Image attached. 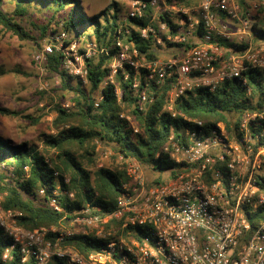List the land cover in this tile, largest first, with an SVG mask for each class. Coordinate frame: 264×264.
<instances>
[{
    "label": "built area",
    "instance_id": "1",
    "mask_svg": "<svg viewBox=\"0 0 264 264\" xmlns=\"http://www.w3.org/2000/svg\"><path fill=\"white\" fill-rule=\"evenodd\" d=\"M148 8V23L120 24L111 46L100 45L94 37H68L58 31L32 59L42 70L48 55L59 52L61 68L86 82L87 61L110 56L101 87L113 85L118 97L120 70L143 110L154 100L151 87L167 86L164 109L171 117L178 115L175 105L188 92L198 88L213 92L236 79L246 106L240 119L205 128L202 120L179 114L190 126L178 136L171 133L163 151L183 165L163 182H151L137 159L117 153L128 180L121 184L111 211L102 212L88 202L67 212L57 197L59 186L47 195L39 189L48 208L61 214L59 226L27 229L17 224L20 212L2 207L0 192V227L12 241L5 259L16 248L21 262L32 259L35 264H50L53 258L64 264H264V38L252 42V25L264 20V0H250L241 7L235 0H199L192 6L130 0L127 21L142 18ZM165 14L171 25L163 19ZM222 16L234 22L233 43L244 48L219 44L218 39L230 35L217 24ZM132 29L149 39L153 49L168 43L188 46L148 59L126 39ZM119 116L133 133L139 132L129 116L123 112ZM64 194L73 197L71 192ZM75 235L90 236L97 246L83 253L66 242Z\"/></svg>",
    "mask_w": 264,
    "mask_h": 264
},
{
    "label": "trees",
    "instance_id": "2",
    "mask_svg": "<svg viewBox=\"0 0 264 264\" xmlns=\"http://www.w3.org/2000/svg\"><path fill=\"white\" fill-rule=\"evenodd\" d=\"M2 1L0 0V29L10 32L19 40H32L37 43V38L16 19L24 16L27 5L34 1L51 7L55 13L66 12V19L63 21L66 30L83 28L91 23L93 30L88 35L94 37L100 45H113L116 29L120 27L116 21V13L112 14L111 20L105 17L104 22L101 23L99 14L87 15L83 12L79 0H11L14 3L12 14L2 9ZM169 2H177V0H169ZM240 2L243 4L244 1L240 0ZM150 12L148 8L142 18L130 20L131 24L145 26L149 21ZM163 19L171 25L170 18L166 14L163 15ZM47 28V26L41 27L42 37L46 36ZM252 28L255 38H264L263 23L258 21L252 25ZM84 35L86 32L75 37L80 38ZM126 39L131 40L138 52L145 54L148 59L157 57L150 40L140 38L133 29ZM217 41L227 48L242 49L246 46H237L227 40ZM167 46L176 47L181 51L184 46H188V43H168ZM109 60L110 56L103 54L87 61L89 89H85L81 79L67 74L61 68L59 52L48 55L44 67L49 73H55L60 77L62 89L73 93L71 100L74 102V107L70 111L60 105L56 107V117L52 123L56 133L44 136L43 148L39 149L37 145L24 140L13 143L0 135V167L2 164L12 166L11 178L0 172V192L4 194L2 207L20 212L17 224L24 228H50L57 226L60 221L61 214L48 208L44 201L45 196L42 199L37 198L39 189H44L47 195L59 186L57 197L67 212L78 210L88 202L98 205L102 212L115 208L121 184L128 180L123 169L124 163L112 168L99 167L91 170L90 167L95 166L97 161L94 150L95 140L112 145L123 157H133L158 174L169 172L170 178L183 164H177L170 159L168 153L163 151V147L171 133L178 136L190 126L179 114L198 118L203 121L205 128H209L220 121L227 125L232 121H238L246 108L244 90L236 79H232L222 83L213 92L203 88L188 92L177 101L175 110L178 115L175 117H171L164 109L168 87L152 86L151 94L154 100L140 110L137 107L135 93L128 85V81L123 80L119 70L116 80L120 89V103L129 108V113L139 128V132L133 133L127 120L119 116L121 104L114 92V86L101 87L108 75L109 69L106 64ZM257 86L262 90L263 86L260 84ZM99 88L101 99L98 106L94 107L93 93ZM0 115L36 122V119L25 111L4 106H0ZM65 175L69 177L68 183L64 182ZM164 180L161 175L150 179L154 183ZM64 191L72 192L73 197L62 194ZM66 242L75 245L83 253L97 246L92 237L85 235H75ZM11 244V238L0 227V264H35L32 259L21 262L16 248L12 249L9 257L5 259V250ZM50 264L64 263L60 259L53 258Z\"/></svg>",
    "mask_w": 264,
    "mask_h": 264
},
{
    "label": "rangeland",
    "instance_id": "3",
    "mask_svg": "<svg viewBox=\"0 0 264 264\" xmlns=\"http://www.w3.org/2000/svg\"><path fill=\"white\" fill-rule=\"evenodd\" d=\"M79 1L81 2L80 8L83 12L87 15L99 14L101 23L104 22L105 17L111 20L112 14L116 13V21L118 24H131V22L127 21L129 19H127L126 15L130 0ZM198 1L199 0H177V2L170 3L176 6H192ZM242 1H244L243 4L240 0H235L240 7L243 5L248 6L250 0ZM2 9L8 14H12L14 9L13 1L3 0ZM221 18L223 19L219 20L217 24L219 28L225 29L230 34L229 39L226 40L233 43L236 40V37L231 35L234 22L224 18V16ZM16 19L32 36L37 38L36 40L39 45L32 40H19L10 32H4L0 29V106L23 110L30 114L33 119H36V122H30L20 117L0 115V131L10 134L11 138H8L2 133H0V135L13 143L24 140L30 144L37 145L40 149L43 148L42 140L44 136L54 135L56 133L52 125L56 117V107L60 105L62 108L70 111L74 107V102L71 100L73 93L70 90L62 89L60 77L55 73H49L44 66L43 69L40 70L34 63L32 55L40 48L41 44L45 42L48 36L54 32L63 31L68 37H75L77 34L86 32V35L83 37L87 38L89 37L88 34L92 32L93 26L90 23L83 28L77 27L70 31L66 30L63 25V21L66 19V12L60 11L55 13L51 7L37 1L28 4L26 7V14L22 17H16ZM260 22L264 24L263 19L260 20ZM43 26L48 27L45 37L40 35V29ZM224 26L225 28H223ZM220 40H224V38H220ZM252 42L257 44L260 43L261 40L252 37ZM154 51L159 57H166L179 53L176 47L172 48L167 45L164 48H154ZM82 83L85 89H89L87 81H82ZM119 95L117 99L119 98L118 102L120 103ZM100 96L101 91L99 88L93 93V97L95 101H97L100 100ZM66 104H68V107H65ZM121 112L129 116L130 121L137 126L126 105L121 104ZM94 144L97 161L95 166L90 167L91 170L99 167L112 168L122 163L117 157L118 152L112 145L98 140H95ZM140 165L143 175L148 178V180L160 175L165 180L169 178V172L158 174L142 163H140ZM123 169L125 172V166H123ZM11 170L12 166L10 165L2 164L0 167V172L5 173L9 178L12 176ZM65 178L69 181L68 176L65 175ZM37 198L42 199L38 193ZM58 226L59 223L57 227Z\"/></svg>",
    "mask_w": 264,
    "mask_h": 264
},
{
    "label": "crops",
    "instance_id": "4",
    "mask_svg": "<svg viewBox=\"0 0 264 264\" xmlns=\"http://www.w3.org/2000/svg\"><path fill=\"white\" fill-rule=\"evenodd\" d=\"M0 133H2V132L0 131ZM2 134L5 135V136H7L8 138H11V135L8 134V133H2Z\"/></svg>",
    "mask_w": 264,
    "mask_h": 264
}]
</instances>
